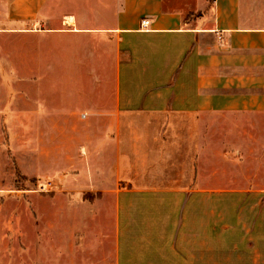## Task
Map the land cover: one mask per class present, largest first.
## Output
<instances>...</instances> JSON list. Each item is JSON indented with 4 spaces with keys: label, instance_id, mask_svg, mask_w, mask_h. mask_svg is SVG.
<instances>
[{
    "label": "crops",
    "instance_id": "crops-1",
    "mask_svg": "<svg viewBox=\"0 0 264 264\" xmlns=\"http://www.w3.org/2000/svg\"><path fill=\"white\" fill-rule=\"evenodd\" d=\"M0 264H264V0H0Z\"/></svg>",
    "mask_w": 264,
    "mask_h": 264
},
{
    "label": "rangeland",
    "instance_id": "rangeland-1",
    "mask_svg": "<svg viewBox=\"0 0 264 264\" xmlns=\"http://www.w3.org/2000/svg\"><path fill=\"white\" fill-rule=\"evenodd\" d=\"M14 47H15V49H18L19 47H20V45H17V43L18 42H20L18 39H14ZM63 72V71H62ZM62 72H61V74H62ZM16 94V93H15ZM16 96V95H15ZM15 98V97H14ZM15 100H16V98H15ZM6 139H7V141H8V143H11V145H17L18 147H20V144H21V139H20V136H13V135H6ZM49 179H51L50 177H43V178H41V180L39 181L40 183V186L42 185V184H44L45 182H47Z\"/></svg>",
    "mask_w": 264,
    "mask_h": 264
},
{
    "label": "built area",
    "instance_id": "built-area-1",
    "mask_svg": "<svg viewBox=\"0 0 264 264\" xmlns=\"http://www.w3.org/2000/svg\"><path fill=\"white\" fill-rule=\"evenodd\" d=\"M142 25L143 26H147L148 25V21L144 20L142 22ZM52 188H53L52 182L48 181V182H45L44 184H42L41 186H39L38 191L39 192H43V193H47V192H50L52 190Z\"/></svg>",
    "mask_w": 264,
    "mask_h": 264
},
{
    "label": "bare ground",
    "instance_id": "bare-ground-1",
    "mask_svg": "<svg viewBox=\"0 0 264 264\" xmlns=\"http://www.w3.org/2000/svg\"><path fill=\"white\" fill-rule=\"evenodd\" d=\"M69 21L71 22V20H68V22H69Z\"/></svg>",
    "mask_w": 264,
    "mask_h": 264
}]
</instances>
